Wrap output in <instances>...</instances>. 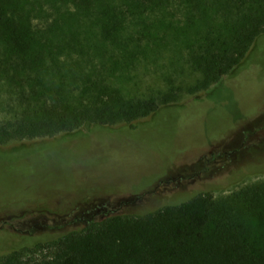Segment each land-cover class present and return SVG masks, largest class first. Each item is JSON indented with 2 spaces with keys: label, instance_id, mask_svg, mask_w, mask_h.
I'll use <instances>...</instances> for the list:
<instances>
[{
  "label": "trees",
  "instance_id": "16d2710c",
  "mask_svg": "<svg viewBox=\"0 0 264 264\" xmlns=\"http://www.w3.org/2000/svg\"><path fill=\"white\" fill-rule=\"evenodd\" d=\"M263 37L264 0H0L12 93L0 117V147L90 125L135 129L180 92L205 91L238 118L222 80ZM163 59L173 68L161 74L163 88L137 93L128 86L133 67ZM186 70L189 81L175 85ZM235 169L227 175L260 172ZM226 183L147 213L90 218L53 237L15 243L2 227L0 264H264V179L212 193Z\"/></svg>",
  "mask_w": 264,
  "mask_h": 264
},
{
  "label": "rangeland",
  "instance_id": "374dc122",
  "mask_svg": "<svg viewBox=\"0 0 264 264\" xmlns=\"http://www.w3.org/2000/svg\"><path fill=\"white\" fill-rule=\"evenodd\" d=\"M5 46L0 40V117L12 95L4 78ZM166 61L133 67L128 86L137 93L163 88L161 74L173 69ZM189 72L174 78L175 85L188 82ZM222 81L232 91L238 118L205 91L180 92L157 114L137 120L135 129L124 123L90 125L2 145L0 228L15 243L26 235L53 237L90 218L143 214L225 182L212 193L227 195L264 179V37ZM233 169L260 172L231 178L227 174Z\"/></svg>",
  "mask_w": 264,
  "mask_h": 264
}]
</instances>
